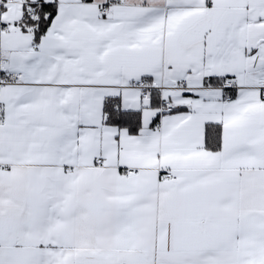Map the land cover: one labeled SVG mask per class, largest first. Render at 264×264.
<instances>
[{
  "label": "snow or ice",
  "instance_id": "1",
  "mask_svg": "<svg viewBox=\"0 0 264 264\" xmlns=\"http://www.w3.org/2000/svg\"><path fill=\"white\" fill-rule=\"evenodd\" d=\"M0 264H264V0H0Z\"/></svg>",
  "mask_w": 264,
  "mask_h": 264
}]
</instances>
